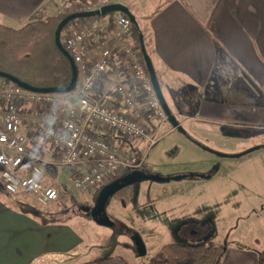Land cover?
Segmentation results:
<instances>
[{"label": "crops", "instance_id": "crops-1", "mask_svg": "<svg viewBox=\"0 0 264 264\" xmlns=\"http://www.w3.org/2000/svg\"><path fill=\"white\" fill-rule=\"evenodd\" d=\"M67 1L0 0V24L20 28L40 20L41 13L46 14L45 17L57 14ZM148 14L144 47L164 96L169 93L172 98L178 121L183 119L194 129L191 133L206 140L211 138L213 143L227 134L224 128L263 131L264 0H167L161 6H153ZM223 62L231 64L238 75L236 81L227 86L217 82L215 77ZM108 78L113 79L112 68ZM102 85L106 90L109 84ZM109 97L115 109L127 110L114 100L113 92L110 91ZM193 134L190 135L194 138ZM185 142L187 151L193 156L207 158L205 149L186 137ZM254 144H258L255 138ZM41 149L49 147L39 142L29 147L28 153ZM214 161L211 159L207 164L204 159L191 168L195 170L189 171L203 173ZM44 170L57 174L54 167H44ZM211 172L213 176L215 170ZM183 173L188 172L179 174ZM64 178L65 174L57 177L59 188ZM3 192H0V264H31L41 256L51 257L55 264L83 243V237L71 221L37 219L30 212L12 206L9 195ZM21 193L30 194L27 201L35 207L44 208L52 203L41 205L31 193ZM259 253L240 247L227 248L219 264H259ZM111 257L101 263H90L92 260L80 264H129L120 256Z\"/></svg>", "mask_w": 264, "mask_h": 264}, {"label": "built area", "instance_id": "built-area-1", "mask_svg": "<svg viewBox=\"0 0 264 264\" xmlns=\"http://www.w3.org/2000/svg\"><path fill=\"white\" fill-rule=\"evenodd\" d=\"M118 3L123 1L87 0L62 7L57 15ZM132 27L129 16L119 14L113 19L85 18L63 30L61 43L78 72L73 91L36 93L0 81V183L5 192L27 191L46 206L57 200V177L65 171L74 189L96 192L125 169L139 167L141 163L123 156V141L146 139L151 130L137 95L144 97L145 106L155 115L152 118L161 125L167 116L146 59L133 41ZM111 68L113 79L108 78ZM104 82L109 84L106 90ZM110 91L126 111L114 108ZM39 142L49 149L28 153ZM155 142L151 139L150 145ZM44 167L56 168L57 174Z\"/></svg>", "mask_w": 264, "mask_h": 264}, {"label": "rangeland", "instance_id": "rangeland-1", "mask_svg": "<svg viewBox=\"0 0 264 264\" xmlns=\"http://www.w3.org/2000/svg\"><path fill=\"white\" fill-rule=\"evenodd\" d=\"M122 1L130 7L146 32L149 28L148 13L153 6H161L167 0ZM81 2L68 0L60 8ZM112 13L102 18L119 15L118 12ZM45 16L41 13L40 19L48 17ZM215 77L217 82L227 86L235 82L238 75L233 72L231 64L223 62L218 66ZM165 98L176 115L170 94L165 93ZM73 102L77 103L74 94ZM143 108V113L150 110L148 106ZM179 121L183 132L175 129L170 122L161 125L156 118L152 119L148 138L136 142L124 141L123 156L132 157V163H144V170L161 176L198 173L189 170H195L191 168L204 159L207 164L211 159L220 160L199 173L215 170L214 175L210 179L188 178L167 183L144 181L139 184V194L132 203L125 205L117 199H110L107 214L118 227H104L75 205V202L87 206L94 204L95 192L74 189L70 173L65 171L54 205L58 218L71 221L83 237V243L55 264H80L104 254L120 256L129 264H148L168 244H212L223 247L224 251L240 247L255 253L264 252V130L224 128L227 134L216 138L213 143L211 138L206 140L197 133H191L194 129L183 119L179 118ZM183 133L193 134L205 146L207 158L198 154L193 156L187 151ZM254 138L258 144H254ZM151 139H156L153 145H150ZM257 146L262 147L234 157ZM136 153L140 154L139 162L134 160ZM221 154L226 157L220 158ZM133 233L141 236L146 255L138 254Z\"/></svg>", "mask_w": 264, "mask_h": 264}, {"label": "trees", "instance_id": "trees-1", "mask_svg": "<svg viewBox=\"0 0 264 264\" xmlns=\"http://www.w3.org/2000/svg\"><path fill=\"white\" fill-rule=\"evenodd\" d=\"M69 14L71 13L69 12L65 16L57 14L50 15L44 20L40 19L29 22L19 29L0 24V71L13 75L34 87H68L72 77V69L67 57L61 53L55 44V32L60 22ZM110 19H113V17H110ZM84 21L85 19L72 20L65 28L68 29ZM132 38L135 45L142 50L145 37L142 23L139 21H137V24H133ZM0 81L13 84L4 78H0ZM137 102L142 106V109H144L145 99L142 95H137ZM144 116L148 124H151L152 117L155 115L151 111H147L144 113ZM166 121L169 122L168 118ZM184 135L188 140L206 150L205 146L199 143V141L190 134L185 133ZM259 147L261 148L262 146ZM134 158L135 162L141 161L139 153H136ZM132 170L133 169H125L122 174L125 175ZM101 189L94 193V204ZM3 191L4 189L0 184V192L4 193ZM7 194L12 202V206H15V208H22L23 211L30 212L34 217L40 220H45L47 218L49 222H60L58 220L61 219L58 218L59 214L55 210L56 206L54 205L57 200L47 207L40 208L33 206L32 203H28L27 199H29L28 196H30V194H22L21 192L17 194ZM138 194L139 185L135 184L120 189L113 198L128 205L137 198ZM94 204H90L89 206L84 204L81 205L87 208L93 207ZM83 210L86 211L85 209ZM87 214H89V212ZM223 252V247L212 244H168L163 246L161 250L150 259L148 264H219ZM111 258V255L104 254L90 263H101ZM258 260L259 264H264V252L258 254ZM31 264H53V261L49 256H41L35 259Z\"/></svg>", "mask_w": 264, "mask_h": 264}, {"label": "water", "instance_id": "water-1", "mask_svg": "<svg viewBox=\"0 0 264 264\" xmlns=\"http://www.w3.org/2000/svg\"><path fill=\"white\" fill-rule=\"evenodd\" d=\"M112 12H118L122 14H126L129 16L131 19L132 23L135 25L137 24V19L131 12L130 8L126 6L125 4L118 3V4H113V5H108L105 6L101 9L94 10V11H88V12H75L67 15L64 17V19L60 22L58 25L56 32H55V44L57 48L63 53L67 59L70 62L71 69H72V77L70 84L66 88H59V87H52V88H39V87H34L32 85H29L28 83L20 80L19 78L10 75L8 73L0 71V78H4L9 80L11 83L15 84L16 86L31 91V92H36V93H66L75 90L77 82H78V72H77V67L75 65V62L71 55L66 51V49L63 47L61 43V34L62 31L65 29L66 25L70 23V21L75 20V19H85V18H91V17H96V16H105L109 13ZM142 53L146 59V63L148 66V70L151 76L152 84L154 86L156 95L158 97V100L169 120V122L172 124V126L175 129L183 130L181 128V125L177 119V117L172 113L165 96L162 92L157 73L155 71L154 65L152 63V60L150 59L149 55L146 52L145 47L142 48ZM259 147H254L250 149L249 151L242 153V154H237L234 157H240L245 154H248ZM223 157H226L225 155H220ZM212 177V172L208 174H199V173H183V174H177L173 176H161L158 174H151V173H146L143 171L139 170H134L131 171L114 181L106 184L99 192L98 197L95 201V204L93 207H87L85 208L86 211L91 212V217L92 219L98 223L100 226L104 227H113L114 226V221L110 218V216L107 214V205L110 201L111 198L118 192L120 189L129 186V185H137L140 184L144 181H152L156 183H167L170 181H182L188 178H198V179H210ZM132 239L135 243L137 252L140 256H144L147 253L146 246L141 238V236L138 233H135L132 236Z\"/></svg>", "mask_w": 264, "mask_h": 264}, {"label": "flooded vegetation", "instance_id": "flooded-vegetation-1", "mask_svg": "<svg viewBox=\"0 0 264 264\" xmlns=\"http://www.w3.org/2000/svg\"><path fill=\"white\" fill-rule=\"evenodd\" d=\"M134 170H139V171H143V172L149 173L148 171L144 170L142 163L139 165V167L133 169L132 171H134ZM130 172H131V171H130ZM128 173H129V172H128ZM121 175H123V174L121 173L119 176L115 177V178H114L113 180H111L110 182H112V181H114L115 179L121 177ZM110 182H109V183H110ZM107 184H108V183H107ZM137 185H139V184H137ZM78 207H80V208H82V209H85L83 205H78ZM90 214H91V212L89 211V215H90ZM90 216H91V215H90ZM113 227H118V225L116 224V222H114V226H113Z\"/></svg>", "mask_w": 264, "mask_h": 264}]
</instances>
